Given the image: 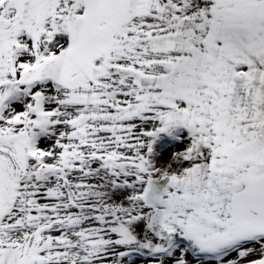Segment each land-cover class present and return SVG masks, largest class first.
<instances>
[{"label":"snow or ice","instance_id":"1","mask_svg":"<svg viewBox=\"0 0 264 264\" xmlns=\"http://www.w3.org/2000/svg\"><path fill=\"white\" fill-rule=\"evenodd\" d=\"M0 264H264V0H0Z\"/></svg>","mask_w":264,"mask_h":264},{"label":"bare ground","instance_id":"2","mask_svg":"<svg viewBox=\"0 0 264 264\" xmlns=\"http://www.w3.org/2000/svg\"><path fill=\"white\" fill-rule=\"evenodd\" d=\"M179 147H182L179 146ZM177 150V145L171 139L165 137L157 146V152L160 154L157 157L160 166H167L173 159L174 151Z\"/></svg>","mask_w":264,"mask_h":264}]
</instances>
